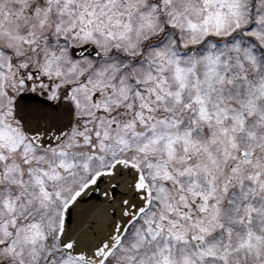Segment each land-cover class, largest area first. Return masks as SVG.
<instances>
[{
    "label": "snow or ice",
    "instance_id": "6c2138e0",
    "mask_svg": "<svg viewBox=\"0 0 264 264\" xmlns=\"http://www.w3.org/2000/svg\"><path fill=\"white\" fill-rule=\"evenodd\" d=\"M0 264H264V0H0Z\"/></svg>",
    "mask_w": 264,
    "mask_h": 264
}]
</instances>
